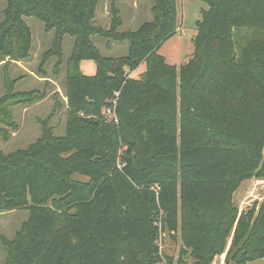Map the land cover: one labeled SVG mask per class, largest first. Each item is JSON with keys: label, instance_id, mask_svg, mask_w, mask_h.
I'll return each mask as SVG.
<instances>
[{"label": "trees", "instance_id": "trees-1", "mask_svg": "<svg viewBox=\"0 0 264 264\" xmlns=\"http://www.w3.org/2000/svg\"><path fill=\"white\" fill-rule=\"evenodd\" d=\"M4 1L0 63L28 56L24 17L54 32L43 62L57 56L59 68L62 41L74 38L66 100H55L66 110V136L55 138L44 127L28 150L0 153V212L28 211L9 243L11 264H158L160 230L180 233L175 264H210L228 242L225 264L264 259V199L241 212L233 202L244 181L264 179V0H199L209 10L196 22L191 58L178 70L158 53L176 31L175 0H155L152 20L122 33L114 7L107 30L90 26L99 0ZM94 35L128 42L127 55L101 56ZM83 60L94 62V75L80 73ZM140 64V78L126 79L124 68ZM12 84L0 98V122L11 127L10 103L44 98L15 93ZM110 100L108 122L103 109ZM235 146L242 159L236 173ZM75 174L86 180L74 181ZM178 184L200 189L179 207Z\"/></svg>", "mask_w": 264, "mask_h": 264}, {"label": "rangeland", "instance_id": "rangeland-1", "mask_svg": "<svg viewBox=\"0 0 264 264\" xmlns=\"http://www.w3.org/2000/svg\"><path fill=\"white\" fill-rule=\"evenodd\" d=\"M155 0H99L93 18L89 24L92 27H100L107 30L111 22V9L117 10L121 19V26L118 33L136 31L143 23L150 22L153 18L152 9ZM176 9V31L172 38L164 42L158 53L165 58L169 65L178 70L188 62L193 53V39L197 35L196 22L202 21L203 14L209 10L205 2L199 0H175ZM7 3L0 0V23L5 18ZM31 34V46L28 56L20 61L5 59L0 63V98L6 93L5 84L13 82L12 91L15 93H29L32 91L44 94V98L33 104L12 102L8 105L11 117L6 122L14 126H7L0 122V153L8 156L14 153H22L34 146L44 133V127L52 130L53 137L63 138L67 133L66 110L64 106L55 107V100L64 101V80L66 74L65 61L71 54L74 38L65 36L62 41V55L59 68L57 56H50L42 61V55L52 48L54 38L53 31H46L43 23L34 17L23 18ZM90 41L101 56L105 58H120L127 55L128 42H118L110 38L94 35ZM7 64V65H5ZM56 66V67H55ZM80 73L85 76L95 74V65L91 60H83L79 64ZM144 64L130 70L124 68L126 79L137 80L144 72ZM176 97L179 98V90H176ZM179 102L176 101V133L175 141L181 142L179 131ZM160 106L159 102L153 103L152 115ZM166 106V111H171ZM114 101L110 100L108 106L103 109V116L108 122L113 119ZM236 145V144H235ZM235 146L234 171H239L241 161L239 151ZM241 151V150H240ZM121 155H128L125 146L120 147ZM130 157V156H128ZM74 181H85L86 178L77 174L72 176ZM151 190H156L155 187ZM198 188H182L179 184L176 187L177 207L181 199L193 195ZM157 195V194H156ZM264 199V179L251 178L244 181L233 195V202L238 211L250 208L253 203L259 204ZM51 206V203H47ZM162 214V213H161ZM28 219V211L25 209L0 212V264H11L9 243L14 241L17 233ZM159 253L162 259L167 262L170 259L175 264L182 251L180 233H167L160 230L157 242ZM229 242L222 255L213 257L210 264H218L226 255ZM162 261V260H161ZM192 260L188 258V263ZM248 264H264V259L256 260Z\"/></svg>", "mask_w": 264, "mask_h": 264}, {"label": "built area", "instance_id": "built-area-1", "mask_svg": "<svg viewBox=\"0 0 264 264\" xmlns=\"http://www.w3.org/2000/svg\"><path fill=\"white\" fill-rule=\"evenodd\" d=\"M112 114L114 116V109L112 110ZM158 264H167L164 260H162L160 263ZM216 264V263H214ZM218 264H225V255L222 257V259L220 260V262Z\"/></svg>", "mask_w": 264, "mask_h": 264}]
</instances>
